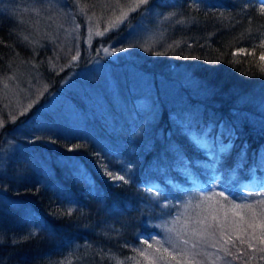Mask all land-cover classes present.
Listing matches in <instances>:
<instances>
[{
	"label": "trees",
	"instance_id": "1",
	"mask_svg": "<svg viewBox=\"0 0 264 264\" xmlns=\"http://www.w3.org/2000/svg\"><path fill=\"white\" fill-rule=\"evenodd\" d=\"M137 3L0 0V145L7 134L13 141L0 164V264H172L197 246L209 251L197 255L204 264H264V4L149 0L137 9ZM122 6L136 10L126 9L118 26L86 45L79 12L108 15ZM139 29L149 31L146 41H136ZM113 44L120 56L103 52ZM93 64L94 75L115 84L84 118L83 137L71 136L70 127L19 138L30 112ZM21 90L34 99L17 111ZM68 95L72 111L85 108L73 91ZM137 98L156 109L129 134L141 116ZM219 123H231V144L206 156L191 131L207 129L211 138L229 132ZM31 156L40 159L36 167L28 164ZM107 164L130 165L134 178L112 179ZM211 168L225 186L184 213L182 195ZM253 174L249 196L231 193ZM150 178L160 193L138 184ZM176 214L174 256L152 238L157 224ZM28 225L39 229L23 235Z\"/></svg>",
	"mask_w": 264,
	"mask_h": 264
},
{
	"label": "rangeland",
	"instance_id": "2",
	"mask_svg": "<svg viewBox=\"0 0 264 264\" xmlns=\"http://www.w3.org/2000/svg\"><path fill=\"white\" fill-rule=\"evenodd\" d=\"M138 1V0H136ZM124 6V5H123ZM120 7L119 9L113 10L110 14H89V13H83L79 12V15L81 16V20L83 23V40L86 45L90 43V41L98 36L96 35L97 32L100 33H106L108 30L112 29L113 27H116L119 25L120 22L123 21L121 19L122 13L128 12L126 9H131L133 7ZM118 8V7H117ZM68 28H76L74 23H70ZM107 29V31H105ZM140 31V29H139ZM70 34V33H69ZM71 35V34H70ZM149 31H140V35L136 36V41L137 39H144L145 41L148 39ZM150 36V35H149ZM104 49H108L107 52L104 51ZM103 49V52L111 55L120 56L117 55L116 51L120 50L118 48L117 44H113L111 46H107ZM125 52V51H124ZM107 55V56H109ZM111 57V56H110ZM97 67L93 64L91 68L87 70V72L83 73L82 75L80 74L77 77L74 78H69L67 80L62 81V84L59 86V88L56 89V91L52 92L49 94L48 99L44 101L43 104H41L36 110L33 109L30 112V116L25 120L24 124H22L23 129L20 128V132L18 133V136H24L25 140H33L34 138H40V137H49L48 134H53V133H58L60 131H66L68 128L72 127L74 130L71 133V136H78L79 138H82V125H83V120L85 117H92V112L91 108H98V102L102 100V94H107L108 96H111L112 94L110 93L112 90L113 84H115L110 77H102L100 75L98 77L97 74H93V71ZM107 76V75H106ZM101 88V89H100ZM71 91L77 95L79 101L80 99L84 101V106L82 110L79 111H72L71 109L75 108L76 105L73 104L70 96L68 95L71 94ZM33 92L31 91V94L28 92H17L15 91V99L17 101V104L14 106L15 110L20 111L24 110L28 107V105L33 101ZM137 98V104H135V109L141 111V116L140 120L137 123H134L129 127V134H135L139 132L142 127L145 125V117H151L154 115L155 107L154 109L151 108L148 104L146 103L145 105H141V103ZM83 103V102H81ZM58 107H61L57 110ZM143 109H142V108ZM151 108V109H150ZM142 109V110H141ZM9 110V109H8ZM50 116V118H49ZM43 117L48 118L42 119ZM220 127L223 128L224 130H229V132H225L223 134H219L220 131L217 130V137L211 138L207 137L206 133L207 129H202V130H194L195 132L191 131V135L194 137H197L196 139V145L197 148L200 150L204 151L205 154L208 156H211L214 154V151L219 153L224 149H227L231 141L228 140L226 137L228 134H234V131L230 128L231 123L223 124L219 123ZM209 126V125H208ZM263 126V125H262ZM205 132H204V131ZM17 134V133H15ZM12 135L7 134L4 136V139L1 141V154L0 155V164L3 159V156L7 152H11L10 148H13L12 146ZM225 138H224V137ZM5 145V146H4ZM107 158L109 160H113V156L106 152ZM34 157V156H31ZM112 158V159H111ZM40 162V159L38 157H34L29 160V163L32 167H36ZM107 166L110 168V165L107 164ZM109 172L112 173L113 176H120L123 175L125 176L126 179L129 178H134V170L131 168L130 165H124L120 164L117 167H111L108 169ZM254 173V172H253ZM203 175V173H202ZM75 176L77 178H81L80 174L75 173ZM253 176V175H251ZM204 177L206 178L204 181L201 180H194L192 183L193 189L190 191H186L184 195H182L181 199L183 200L181 203L182 208L184 209V213H187L186 210L189 208V206L193 205L194 203L198 204L201 202H206L207 200L211 199V197L206 196L210 191L215 193L214 190L221 188L222 185H224L223 180L221 179H216L217 174L216 170L210 169L206 174H204ZM115 180V179H114ZM2 180L1 182H3ZM119 181V180H117ZM144 181V180H143ZM142 181V182H143ZM142 182L138 183L139 185L142 184ZM255 182V179H254ZM256 183V182H255ZM5 184V182L3 183ZM153 193H160V190L158 189V184L157 183H150L148 185ZM225 186V185H224ZM264 186V185H263ZM249 187V186H247ZM210 190V191H209ZM238 192H242L241 194L244 196H249L246 191L243 189L237 190H231V193L233 194H238ZM198 194V195H197ZM203 204V203H202ZM180 212V211H179ZM174 217L172 219H169L167 223L165 221H160L157 224V235L154 236L153 242L160 244L163 246L165 249L170 250L171 254L174 256L176 255L177 251L175 250L178 246L179 242L176 241V238L172 236V231L173 227L177 225L179 219H181V216L177 217L176 215H173ZM39 228L34 225H28L24 229L23 235H28L30 232L37 231ZM203 231H201L202 233ZM203 236H207L206 230L203 232ZM244 240V239H242ZM245 241V240H244ZM198 247V246H197ZM197 247L193 249L194 252L190 253V256L188 259H183V260H177L175 257L172 258L173 260H170L172 264H204L202 260H205L204 257L200 259L199 255L200 253H204L205 255H209V251L205 250L204 248H200L199 250ZM171 255V256H173ZM212 264V262H210Z\"/></svg>",
	"mask_w": 264,
	"mask_h": 264
},
{
	"label": "snow or ice",
	"instance_id": "3",
	"mask_svg": "<svg viewBox=\"0 0 264 264\" xmlns=\"http://www.w3.org/2000/svg\"><path fill=\"white\" fill-rule=\"evenodd\" d=\"M262 4H264V0H261ZM149 3V0H138V3L136 5V8H140L142 5H146ZM136 9H130V11H135ZM261 12L264 13V7L261 8ZM127 14L126 13H122L121 19H123ZM105 31H107V29H105ZM96 35H103V33L97 32ZM105 52L108 51V49H104ZM77 59L76 56L73 57V60ZM262 60H264V56L261 57ZM0 127H2V125H0ZM70 151H72L73 149H69ZM105 167V170L107 171V167ZM108 174L111 176L112 179L115 180H121L124 181L125 183L129 182L128 179L125 178V176L120 175V176H113L111 172H108Z\"/></svg>",
	"mask_w": 264,
	"mask_h": 264
}]
</instances>
